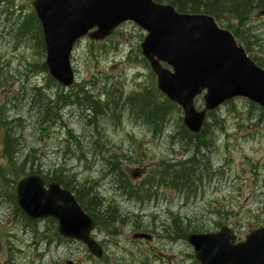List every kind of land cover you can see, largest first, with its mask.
<instances>
[{
  "label": "rangeland",
  "instance_id": "374dc122",
  "mask_svg": "<svg viewBox=\"0 0 264 264\" xmlns=\"http://www.w3.org/2000/svg\"><path fill=\"white\" fill-rule=\"evenodd\" d=\"M34 1L0 2V119H21L13 124L18 141L14 161L23 164L30 155L34 168L49 177L54 169L64 168L67 175L93 186L104 208L114 205L122 219L112 234L102 227L93 232L105 251L99 259L82 243L58 236L57 226L49 220L28 222L14 203L16 182L24 175L10 179L11 168L19 172V167L10 165L0 137V264H199L183 234L173 233L175 223L201 233L228 225L242 240L264 226V119L246 99L238 98L215 111L221 124H211L214 141L204 160L211 168L195 186L183 191L173 189L165 173L166 164L191 156V149L176 136L183 112L173 113L160 134L128 110L118 117L101 116L94 128L73 104L61 110L60 120L40 125V103L32 98L36 87L52 86L49 73L39 76L46 52L42 56L38 34L26 40L16 36L18 23L34 12ZM260 12L252 15L250 31H242L250 44L249 56L264 61V15ZM218 23L225 29L236 24L228 15ZM93 32L75 45L71 59L75 83L88 85L95 95L104 94L102 101L108 93L127 99L157 88L141 49L147 34L143 29L128 22L101 38ZM195 106L206 110L204 95ZM110 157L121 161L131 185L129 193L111 173ZM139 190L141 196L135 194ZM141 232L153 235V240L133 238Z\"/></svg>",
  "mask_w": 264,
  "mask_h": 264
},
{
  "label": "water",
  "instance_id": "95a60500",
  "mask_svg": "<svg viewBox=\"0 0 264 264\" xmlns=\"http://www.w3.org/2000/svg\"><path fill=\"white\" fill-rule=\"evenodd\" d=\"M33 5L43 30L46 65L65 87L74 82L71 55L78 40L96 28L94 35L101 38L132 22L147 32L143 54L157 75L160 91L182 107L191 132L201 131L207 111L230 100L243 98L264 107V69L210 15L183 14L154 0H36ZM204 92L206 110L198 111L194 101ZM16 196L30 219L56 220L62 237L80 241L92 255L102 257L101 245L91 236L96 221L70 190L57 182L46 187L42 176L30 175L17 182ZM133 237L152 240L147 233ZM236 240L229 226L187 237L200 264H264V227L245 241Z\"/></svg>",
  "mask_w": 264,
  "mask_h": 264
},
{
  "label": "trees",
  "instance_id": "16d2710c",
  "mask_svg": "<svg viewBox=\"0 0 264 264\" xmlns=\"http://www.w3.org/2000/svg\"><path fill=\"white\" fill-rule=\"evenodd\" d=\"M154 1L161 4H170L180 13L193 15L208 14L215 17L217 21L223 19V16L228 15L231 20L236 22V24L233 25L230 23L227 28L231 30L238 41L244 45L248 53L250 52V44L247 43L242 28L246 29L247 32L250 31L248 24L251 21L252 15L256 11H264V0ZM1 12H3V10H1ZM35 33L38 34L36 39L39 41L40 48L42 49V56H44L45 44L42 28L36 14L32 12L27 15L23 21L18 23L16 36L21 40H26L30 34H34L35 36ZM253 60L260 67L264 68V61L262 59L253 57ZM34 66L35 64H30V67ZM39 73V76L48 74V68L44 61L40 63ZM47 79L51 81L52 86L49 87V83H47V85H45L46 87H36L34 97L32 98V100H36L34 102L40 103V125L43 126L60 120L61 110L64 107L70 106L69 104L79 106V108L86 113L85 120L94 128H97L98 124L96 119L99 117L104 115L118 117L120 112L123 113V111L128 110L132 117H136L138 120H143L148 125H152V131L158 134L164 131L167 122L173 120V113H182L181 108L164 96L156 87L148 88L143 93L135 94L127 99L122 95L116 96V94H118L117 92L111 94L108 93L106 102H101L100 95L90 93L91 91L87 85L76 84L74 88L71 87L66 89L51 77ZM77 87H79V90L75 91ZM233 102L234 100H231L226 104L232 105ZM250 105L254 108L257 107L261 111V118L264 119V108L258 107L253 103H250ZM0 108L2 107L0 106ZM53 113H55V116H53ZM16 121L19 123L21 119L17 118L15 121L0 119V137L2 138V144L4 145V152L10 165L14 166L17 163V166L19 167V172L14 168H11L10 179L14 181L13 177H17V174L24 176L29 174L43 175L44 172L42 170L34 168L33 162L30 160V155L24 159L23 164L14 161V148L18 144L15 129L13 128V124H15ZM209 121H211V123ZM180 122H182V118H180ZM215 122L218 123L217 125L221 124L219 118H216L215 111L209 112L202 132L198 135L190 133L184 125L179 123L176 136L186 145L187 148L191 149V156L183 161H175V165L166 164L165 173L169 174L168 184L172 186L173 189L179 191L185 189L190 190L196 185V180H202L203 174H207L211 168V165L209 166V161L205 162L204 160L209 157L205 151L212 146L214 141L211 137L212 131L210 130H212L211 124ZM34 150L35 149H33V151ZM199 160H201L200 163L202 166H199ZM107 163L111 169V173L118 178V184L124 186L125 192H129L131 185L129 183V178L123 174L120 166L121 161L114 157H110L107 159ZM28 164L32 165L31 169L27 167ZM54 170L55 171L52 173L51 177L46 175L45 177L50 181H58L63 187L74 192L80 205L97 221V225L107 230L109 234H112L114 232L112 230L116 229L118 221L122 219V217L119 216L116 207L109 204L104 208V205L102 204L103 199L101 195L94 190L93 186H85L78 182L75 175H67L64 168ZM151 187H153V185H151ZM141 193L142 190L135 191L137 196H141ZM102 205L103 207H101ZM27 221L35 223L30 220ZM175 225L173 233L176 234L178 231L183 234V237H186L189 233L201 232L199 229H193L190 231L188 225L185 226L184 223L180 225L175 223Z\"/></svg>",
  "mask_w": 264,
  "mask_h": 264
},
{
  "label": "flooded vegetation",
  "instance_id": "af4514ba",
  "mask_svg": "<svg viewBox=\"0 0 264 264\" xmlns=\"http://www.w3.org/2000/svg\"><path fill=\"white\" fill-rule=\"evenodd\" d=\"M22 215V214H21ZM104 254H105V251H104Z\"/></svg>",
  "mask_w": 264,
  "mask_h": 264
}]
</instances>
